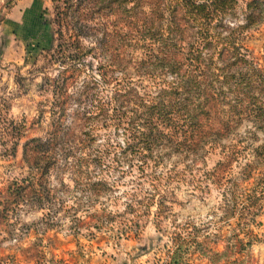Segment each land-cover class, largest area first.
Wrapping results in <instances>:
<instances>
[{
  "label": "rangeland",
  "instance_id": "1",
  "mask_svg": "<svg viewBox=\"0 0 264 264\" xmlns=\"http://www.w3.org/2000/svg\"><path fill=\"white\" fill-rule=\"evenodd\" d=\"M19 1L0 0V25L8 17L0 33V193L31 176L26 143L51 137L58 117L62 131L42 209L27 203L0 221V264H264V199L244 214L243 205L233 207V194L264 192V167L243 175L253 162L251 150L264 143V129L244 116L228 136L203 137L195 152L157 149L147 167L124 152L111 110L100 114L91 103L73 101V22L81 26L83 46L96 48L83 57L79 83L98 81L97 105L109 102L117 80L151 93L164 83L163 75L148 77L152 66H140L151 52L140 20L154 25L152 31L159 26L152 24L153 0H71L76 6L70 9L66 0H32L27 10ZM246 1L229 23L242 21ZM240 44L264 74V21ZM101 66L114 82L103 81ZM60 73L69 78L62 97L54 85ZM86 111L99 116L86 121ZM221 116L212 115L203 131L219 129ZM232 151L240 160L213 176ZM100 180L107 186L94 190Z\"/></svg>",
  "mask_w": 264,
  "mask_h": 264
},
{
  "label": "trees",
  "instance_id": "2",
  "mask_svg": "<svg viewBox=\"0 0 264 264\" xmlns=\"http://www.w3.org/2000/svg\"><path fill=\"white\" fill-rule=\"evenodd\" d=\"M64 2L69 9L76 6L74 1L73 5L71 0ZM152 4V24L156 21L159 26L152 31L156 28L154 25L148 27L146 19L140 20L141 27L148 30L150 36L145 40L151 43L148 60L141 61L140 66H152L154 70L147 71L148 77L163 75L164 79L159 80L164 83L155 85L154 93L142 92L140 86L131 80L115 81L108 77L109 68L101 66L99 74L103 81L108 84L115 81L116 86L109 102L97 105L95 90L98 81L79 83L83 57L93 54L96 48L83 46L81 26L77 27L73 22V101L79 105L91 103L93 108L102 112L100 114L107 113L106 109L111 110L116 130L125 137L124 152L147 167L157 149L168 148L179 155L195 152L203 137L212 134L228 136L233 124H240L244 116L251 119L257 129H264V74L248 59L240 44V38L247 31L264 21V0L246 1L242 21L237 24L229 23L228 19L238 17L241 0H153ZM67 79L63 73L59 74L54 81L55 95H66ZM98 112L86 111V121L99 116ZM212 115H222L217 123L219 129L204 132L206 124L213 119ZM60 122L58 117L51 137L32 139L24 146V160L31 176L14 182L0 193V221H8L13 208L27 203L42 209L48 177L58 162L55 143H58L62 131ZM250 134L256 141L255 132ZM122 146L119 144L120 148ZM251 151L253 162L247 163L243 171L247 179L253 170L264 167V143ZM102 159L99 158L98 163ZM239 160L236 151L226 154L214 169L213 176L222 174L226 167ZM142 169L144 174L146 169ZM261 174L264 175V170ZM92 186L97 190V187L107 185L100 180ZM259 195L257 197L256 190L252 194H233V207L243 205V214L256 209L264 199V192ZM242 196L246 203L239 204L238 198ZM153 201L144 206L149 208ZM137 205L140 207L143 203ZM133 206L128 205V208ZM179 241L184 239L180 237Z\"/></svg>",
  "mask_w": 264,
  "mask_h": 264
},
{
  "label": "crops",
  "instance_id": "3",
  "mask_svg": "<svg viewBox=\"0 0 264 264\" xmlns=\"http://www.w3.org/2000/svg\"><path fill=\"white\" fill-rule=\"evenodd\" d=\"M33 5H34V4L32 3V0H20V1H19V7H20V8L22 7V8L25 9V10L31 8ZM1 11H2V10L0 9V14H1ZM20 11H21V10H19V14H18V15L22 14V13H20ZM7 21H8V17H7L6 20L3 21V24L0 25V33H1V34H2V31L5 30V29L7 28V26H8ZM5 22H6V23H5ZM9 28H10V27H9ZM10 29H11V28H10ZM10 36H13V31H11Z\"/></svg>",
  "mask_w": 264,
  "mask_h": 264
}]
</instances>
